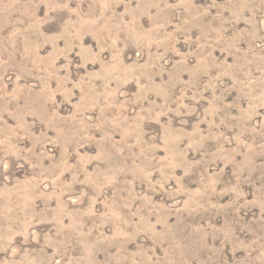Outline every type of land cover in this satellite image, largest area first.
Returning <instances> with one entry per match:
<instances>
[{
  "label": "rangeland",
  "instance_id": "1",
  "mask_svg": "<svg viewBox=\"0 0 264 264\" xmlns=\"http://www.w3.org/2000/svg\"><path fill=\"white\" fill-rule=\"evenodd\" d=\"M0 264H264V0H0Z\"/></svg>",
  "mask_w": 264,
  "mask_h": 264
}]
</instances>
